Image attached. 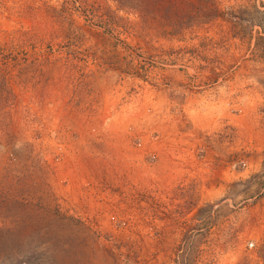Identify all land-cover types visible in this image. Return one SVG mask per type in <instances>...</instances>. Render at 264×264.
<instances>
[{"label":"rangeland","instance_id":"1","mask_svg":"<svg viewBox=\"0 0 264 264\" xmlns=\"http://www.w3.org/2000/svg\"><path fill=\"white\" fill-rule=\"evenodd\" d=\"M213 84L247 106L203 128ZM104 121L131 155L95 172ZM0 264H264V0H0Z\"/></svg>","mask_w":264,"mask_h":264},{"label":"crops","instance_id":"2","mask_svg":"<svg viewBox=\"0 0 264 264\" xmlns=\"http://www.w3.org/2000/svg\"><path fill=\"white\" fill-rule=\"evenodd\" d=\"M183 45V44H182ZM218 84H213V85H203L202 87V91L198 92V93H194L193 92V97L190 98L188 100V102L185 104L187 108L191 109L188 112H190V116H198L197 113H199V110H204L205 111H201L200 113L203 114V112H206L207 114H209V117H213L214 120H218V124H216L214 121L209 120L207 122V124H203L202 127H220V119L223 120L224 118H226L227 115H225L223 112L226 111H230L227 106L228 103H231V97L232 95H234V103L235 106L236 105H241L244 104L247 106V102L243 103L238 95V92H240L243 88L241 87V89L239 90L237 87L230 91V89L228 87H224V86H220ZM225 85V84H224ZM207 87V88H206ZM220 87L221 91H220ZM254 88L256 87H252L250 89V93H253L252 95H256V91L254 90ZM258 88V87H257ZM216 99V100H215ZM250 100L253 101V98H249ZM226 103V104H225ZM215 113V114H214ZM214 114V115H213ZM217 114V115H216ZM213 115V116H212ZM219 118H218V117ZM237 121V119H236ZM235 121V122H236ZM128 125H125V123L123 122H108V121H104V122H100L97 123L96 125H94V129H96L98 136H94V171L97 172L96 168L98 166V160L103 158V159H115L118 156H116L115 154H120L121 156L125 154H130V149L131 146L129 145V141L131 140L129 138V135L131 134L130 129L128 128ZM178 127V126H176ZM181 138V137H180ZM81 139V138H80ZM189 139V140H188ZM173 141V140H171ZM183 142L179 141V144L181 146H185L186 149H182L181 152H179V156H185L186 154V159H190L188 157V155H191V151H193V153H198L201 155V159L196 160V163H194V165L192 164V162H190L189 164L192 166L191 168L193 169V176H195L193 179H195V181L199 182L200 181V185H202L203 187L205 186L206 180L208 175H210L211 170L214 169L213 173H219V171H215V169L217 168L216 164L212 161V154L210 152V146L206 145V143L203 141H199L200 143H198V141L196 140V138H183V140H181ZM201 144L203 146H201ZM140 150L138 151L137 146L135 144H133V148L135 149V154L136 152L140 153V151H143L144 148V144L142 143H138ZM187 145V146H186ZM153 149H155L158 152L157 158L159 156V160L156 164V170H157V174L158 175H162V171L164 170V151L160 149V146L162 147V145H153ZM170 146V145H169ZM142 147V149H141ZM173 148H178L179 146H172ZM206 147V148H205ZM208 147V148H207ZM190 148V150H189ZM204 150V151H202ZM200 151V152H199ZM129 152V153H128ZM203 152V153H202ZM111 153H113L114 155H111ZM169 153V152H168ZM192 153V154H193ZM203 155H202V154ZM170 154V153H169ZM175 154L174 151L171 152L170 155ZM110 155V156H107ZM120 157V156H119ZM217 156L214 158V161H216ZM219 161L222 160V157L220 154H218V158ZM94 172V176L96 175ZM191 176V175H190ZM77 182H80V178L76 177L75 179L72 180V183L75 185ZM66 189L69 188V185L65 186ZM77 188V186H75V189ZM74 189V190H75ZM72 192V191H71ZM202 200H204V198L202 197Z\"/></svg>","mask_w":264,"mask_h":264}]
</instances>
